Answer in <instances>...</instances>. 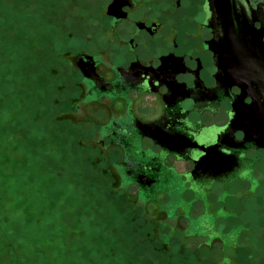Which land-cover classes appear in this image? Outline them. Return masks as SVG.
<instances>
[{
  "label": "rangeland",
  "instance_id": "obj_1",
  "mask_svg": "<svg viewBox=\"0 0 264 264\" xmlns=\"http://www.w3.org/2000/svg\"><path fill=\"white\" fill-rule=\"evenodd\" d=\"M108 1L0 0V264H264V239L250 240L252 259L240 247L264 236V203L148 196L145 212L143 190L119 188L110 152L75 114L71 60L101 42ZM43 102L48 126L34 119ZM167 200L186 215L170 229L159 224Z\"/></svg>",
  "mask_w": 264,
  "mask_h": 264
},
{
  "label": "flooded vegetation",
  "instance_id": "obj_2",
  "mask_svg": "<svg viewBox=\"0 0 264 264\" xmlns=\"http://www.w3.org/2000/svg\"><path fill=\"white\" fill-rule=\"evenodd\" d=\"M250 1L254 9V25L260 29L264 26V0ZM106 16L108 24L102 29L107 38L105 42L82 45L77 56L71 60L72 68L80 76L81 92L80 98L74 101L75 114L81 119H88L87 107L105 109L106 116L100 121L102 130L97 131L95 139L104 150L110 152L105 159L121 179V186L134 185L138 191L139 185L144 188V192L138 195L147 207L149 187L158 190L163 182L161 178L165 177L154 179L151 176L150 171L160 170L158 163L151 158L147 167L141 165L147 171L140 177L133 175L131 172L133 165H136V155L124 149L122 139L129 136L146 137L158 148L171 151L187 161L189 168L186 167L188 170L185 171L190 175L192 172L194 181L200 178L210 180L218 174L196 172L195 161L204 153L187 146V140L206 146L218 142L219 135L228 128L234 98L241 89L237 86L229 89L217 82L218 67L211 49L214 32L211 29L209 0H109ZM144 50L150 51L152 57L144 58ZM111 55L114 58L119 56L116 64L111 63ZM221 99H227L224 128L212 135L213 141L201 143L198 139L211 135L210 125L206 123L211 124V113L214 117L218 116ZM250 102L251 98L247 97L245 103ZM164 135L177 136L179 146L173 147L163 141ZM234 136L235 142H238L245 138V133L237 130ZM184 138L187 140L184 141ZM221 149L231 158L223 171L224 175L243 166L239 152L253 149L264 151V148L252 142L237 146L226 144ZM165 202V205H160V212L166 216L162 221L167 226H174L170 224V218L176 213V226L180 217L186 215L179 205L174 206L170 200ZM250 233L246 234H250L248 243L240 247L249 249L248 257L252 259L251 251L255 249V244L250 240L258 237L262 244L264 236ZM242 241L245 240L242 238ZM224 244L228 248L233 246ZM230 261L228 258L227 262Z\"/></svg>",
  "mask_w": 264,
  "mask_h": 264
},
{
  "label": "water",
  "instance_id": "obj_3",
  "mask_svg": "<svg viewBox=\"0 0 264 264\" xmlns=\"http://www.w3.org/2000/svg\"><path fill=\"white\" fill-rule=\"evenodd\" d=\"M209 2L211 29L214 32L211 49L215 53L218 67L217 82L229 89L237 86L241 92L234 98L231 121L227 130L219 135L218 142L206 146L186 138L184 141L187 140V146L204 153L195 161L196 172H211L218 175L210 180L200 178L194 181L192 172L190 175L188 171H185L189 168L187 161L171 151L164 150L162 147L158 148L156 143L146 137L129 136V138H123L121 144L125 150L136 155L134 158L136 165H133V172H131L133 175L137 174L140 177L147 171L142 169L141 165L145 164L147 167L150 158L160 166L159 171H150L153 175L148 173L154 179L158 176L165 177L161 178L163 182L158 190L155 191L153 187H149V196L264 203V151L253 149L239 152L238 157L243 161V166L237 171H229L224 175L223 171L231 158L221 149L226 144L237 146L244 142H252L264 148V26L260 29L255 27L254 9L250 0H209ZM152 10L158 15L153 7ZM104 36L105 34L101 42L107 39ZM142 52L144 58L152 57L150 51ZM118 60L119 56L114 58V55H111V63L116 64ZM247 97L251 98L248 104L245 103ZM226 100L221 99L218 116L214 117L211 113V124L206 123L210 125L211 135L198 139L199 142L213 141L212 135L224 128L222 125L227 107ZM85 111L89 118L83 120L95 134L97 131L100 132L102 130L100 121L106 116L105 109L89 106ZM127 127H125L126 130ZM237 130H242L245 138L235 142L234 132ZM167 136L164 135L165 138L162 140L169 142L173 147L180 143L177 136L171 135L168 138ZM219 173L222 174L219 175ZM139 187L144 192V188L141 185Z\"/></svg>",
  "mask_w": 264,
  "mask_h": 264
},
{
  "label": "trees",
  "instance_id": "obj_4",
  "mask_svg": "<svg viewBox=\"0 0 264 264\" xmlns=\"http://www.w3.org/2000/svg\"><path fill=\"white\" fill-rule=\"evenodd\" d=\"M18 39V40H17ZM20 40V36H17V37H15V39L13 38V39H11L10 38V45H8V52L10 53V55L12 56V53H16L17 54V52L19 51V50H21L22 48L20 47V48H18V51H17V48H15V46H16V43H17V41H19ZM10 46V47H9ZM54 51V50H53ZM50 53V57H49V59H50V65H53V61L51 60L52 59V53L51 52H49ZM31 58L27 61V63L24 61V63L22 62V60H20V64H21V68H23V67H26L27 68V65H28V67H30L31 66ZM37 62H39V58L37 59ZM44 63H47V62H43V63H39V64H43L44 65ZM47 66V65H46ZM41 69H43V68H41ZM39 90H40V88H39ZM48 94H52V93H48ZM39 104V103H38ZM46 104H45V102H43L40 106L38 105V107H36V109H35V111H36V113H38V114H40V116H38V117H36V118H34L35 119V122H44L47 126L49 125V122L51 121L52 122V120L50 119V121L47 119H45V118H43L42 117V112H43V109L46 107L45 106ZM45 106V107H44ZM33 119V120H34ZM32 120V121H33ZM49 121V122H48ZM37 130L40 132V133H43V131H42V129L40 128V127H38L37 128ZM55 131H57V132H55V136L57 135L58 136V134L59 135H61L62 133H60L61 131L59 130V129H55ZM64 138V139H63ZM57 140L60 142V144H59V146H61L62 144H63V142H65V137H64V134H63V136L61 137V138H57ZM88 166H93V164L91 163H88L87 164ZM89 169H91V168H89ZM99 175V174H98ZM93 178H94V180H93V184H95L98 188H102V190H104L105 191V186L106 185H104V182L102 181V180H98V179H101V177L99 176H97V173L95 172V177L93 176ZM119 188H121V189H124V190H128L129 189V187L128 186H121L120 185V187ZM122 200H123V198H121ZM139 201H140V206H141V208L146 212V206H145V203L141 200V197L139 196ZM159 224L165 229V228H169L170 229V226H167L165 223H163V222H160L159 221ZM162 236V235H161ZM113 258V257H112Z\"/></svg>",
  "mask_w": 264,
  "mask_h": 264
}]
</instances>
